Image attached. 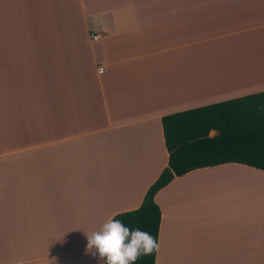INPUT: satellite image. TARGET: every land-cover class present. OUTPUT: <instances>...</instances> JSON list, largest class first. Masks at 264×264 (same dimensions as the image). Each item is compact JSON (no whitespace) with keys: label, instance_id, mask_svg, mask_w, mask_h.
I'll return each instance as SVG.
<instances>
[{"label":"crops","instance_id":"crops-1","mask_svg":"<svg viewBox=\"0 0 264 264\" xmlns=\"http://www.w3.org/2000/svg\"><path fill=\"white\" fill-rule=\"evenodd\" d=\"M263 90L264 0H0V264H106L168 163L162 116ZM241 179L264 171L157 190L154 264H264Z\"/></svg>","mask_w":264,"mask_h":264},{"label":"trees","instance_id":"trees-1","mask_svg":"<svg viewBox=\"0 0 264 264\" xmlns=\"http://www.w3.org/2000/svg\"><path fill=\"white\" fill-rule=\"evenodd\" d=\"M161 121L168 163L138 208L110 219L106 264H154L161 212L153 197L174 176L227 162L264 171V90L169 113Z\"/></svg>","mask_w":264,"mask_h":264},{"label":"rangeland","instance_id":"rangeland-1","mask_svg":"<svg viewBox=\"0 0 264 264\" xmlns=\"http://www.w3.org/2000/svg\"><path fill=\"white\" fill-rule=\"evenodd\" d=\"M210 135H214L215 134V131L214 130H211L209 132ZM239 178V177H238ZM255 178V177H254ZM244 181V183L246 182H249L251 184V187L253 188H256V191L258 190L259 193L262 191L263 193H260L259 194V200H252L251 204L253 205L252 207H256L258 208V212L256 214H254V211H252L251 214L249 215H246L247 217H251L253 219H257V220H260V221H263L264 220V201L263 200V197H264V183L262 181H255L253 179L251 180H245V179H241ZM253 180V181H252ZM258 180V179H257ZM238 183V182H237Z\"/></svg>","mask_w":264,"mask_h":264},{"label":"built area","instance_id":"built-area-1","mask_svg":"<svg viewBox=\"0 0 264 264\" xmlns=\"http://www.w3.org/2000/svg\"><path fill=\"white\" fill-rule=\"evenodd\" d=\"M99 70H101V67H99Z\"/></svg>","mask_w":264,"mask_h":264}]
</instances>
